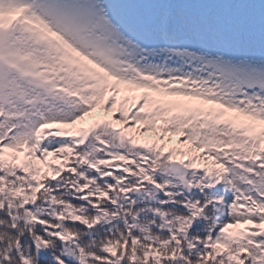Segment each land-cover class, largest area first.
<instances>
[{
	"label": "snow or ice",
	"instance_id": "obj_1",
	"mask_svg": "<svg viewBox=\"0 0 264 264\" xmlns=\"http://www.w3.org/2000/svg\"><path fill=\"white\" fill-rule=\"evenodd\" d=\"M0 264H264V0H0Z\"/></svg>",
	"mask_w": 264,
	"mask_h": 264
}]
</instances>
